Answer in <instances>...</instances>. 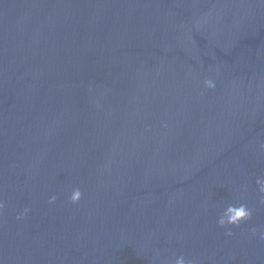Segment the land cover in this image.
I'll use <instances>...</instances> for the list:
<instances>
[{
  "label": "water",
  "instance_id": "water-1",
  "mask_svg": "<svg viewBox=\"0 0 264 264\" xmlns=\"http://www.w3.org/2000/svg\"><path fill=\"white\" fill-rule=\"evenodd\" d=\"M181 256L264 264V0H0V264Z\"/></svg>",
  "mask_w": 264,
  "mask_h": 264
},
{
  "label": "clouds",
  "instance_id": "clouds-1",
  "mask_svg": "<svg viewBox=\"0 0 264 264\" xmlns=\"http://www.w3.org/2000/svg\"><path fill=\"white\" fill-rule=\"evenodd\" d=\"M79 196V192L77 191L74 196H73V199H76L78 198ZM229 212L231 213L228 220L225 221V220H221L219 221L220 224H224L225 222L227 223H238L239 220L241 218H244V217H247L248 215H250L243 206H240L239 209H236V208H233V207H229ZM175 264H186L185 260H184V257H177L176 258V261H175Z\"/></svg>",
  "mask_w": 264,
  "mask_h": 264
}]
</instances>
